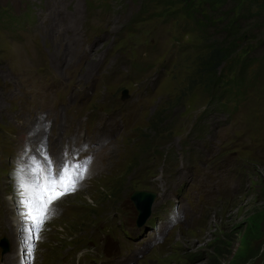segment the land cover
<instances>
[{
  "label": "rangeland",
  "instance_id": "1",
  "mask_svg": "<svg viewBox=\"0 0 264 264\" xmlns=\"http://www.w3.org/2000/svg\"><path fill=\"white\" fill-rule=\"evenodd\" d=\"M262 3L211 15L218 33L260 29L248 79L264 66ZM181 7L0 0V264H264V80L230 110L195 88L202 35ZM76 162V190L29 238L32 187ZM136 191L155 194L141 221Z\"/></svg>",
  "mask_w": 264,
  "mask_h": 264
},
{
  "label": "trees",
  "instance_id": "2",
  "mask_svg": "<svg viewBox=\"0 0 264 264\" xmlns=\"http://www.w3.org/2000/svg\"><path fill=\"white\" fill-rule=\"evenodd\" d=\"M156 1L158 4L166 2V0ZM177 1H182L181 14L189 21L193 30L202 35L200 36L202 44L199 46V53L191 63L194 67L192 77L195 80V88L200 89L211 101L219 102V104L226 101L223 105L225 110H230L229 105L236 108L245 100L248 92L253 86H256L259 79L264 80V66L259 69L262 74L259 75V78L248 79L249 69L253 64V59L256 58L254 56L256 54L252 53L260 47V41L255 40V46L252 45L249 50H247L248 46H245L246 44L249 45L251 40L258 39V36L261 35L260 29L256 30V34L251 35L250 33L254 30V23L234 27L236 21H233L231 23L226 22L218 33L217 23H214L211 15L219 11L221 4H226L230 0ZM232 1L234 4L240 2V0ZM145 11V9H141V13ZM256 11L257 15L264 12V3ZM244 12L242 18L248 19L250 16L249 9L245 8ZM230 14L225 15L228 20L231 18ZM250 17L255 18L254 16ZM208 30L212 31V34ZM244 46L247 49L244 50ZM261 60L262 57L258 59V63ZM225 64L226 67H224ZM224 70L233 74L232 80L224 77ZM225 85L228 89L224 90L222 88Z\"/></svg>",
  "mask_w": 264,
  "mask_h": 264
},
{
  "label": "snow or ice",
  "instance_id": "3",
  "mask_svg": "<svg viewBox=\"0 0 264 264\" xmlns=\"http://www.w3.org/2000/svg\"><path fill=\"white\" fill-rule=\"evenodd\" d=\"M63 168L64 166L61 165L60 169L57 171L59 179L54 178L48 180L43 185L36 183L30 191L28 199L32 208L28 213V218L32 222L33 229L30 231L29 238H38L37 233L42 229L43 224L48 218L50 205L69 194L70 190H76L75 181L69 180L67 184L62 183L64 176L61 175L60 172ZM14 175H16V173H14Z\"/></svg>",
  "mask_w": 264,
  "mask_h": 264
},
{
  "label": "water",
  "instance_id": "4",
  "mask_svg": "<svg viewBox=\"0 0 264 264\" xmlns=\"http://www.w3.org/2000/svg\"><path fill=\"white\" fill-rule=\"evenodd\" d=\"M155 199V194L148 191H136L131 195V201L138 213L139 221L145 220L150 214L151 205Z\"/></svg>",
  "mask_w": 264,
  "mask_h": 264
},
{
  "label": "bare ground",
  "instance_id": "5",
  "mask_svg": "<svg viewBox=\"0 0 264 264\" xmlns=\"http://www.w3.org/2000/svg\"><path fill=\"white\" fill-rule=\"evenodd\" d=\"M123 99H124V97H123ZM112 123H113V121H112ZM113 125H114V124H113ZM107 127H108V126H107ZM111 128H112V127H111ZM101 129H102V128H101ZM106 129H107V128H106ZM106 131H107V130H106ZM103 132H104V131H103ZM107 132H108V131H107ZM99 133H100V132H99ZM101 133H102V132H101ZM97 136H98V135H97ZM53 137L55 138V136H53ZM54 138H53V139H54ZM87 138H88V137H87ZM87 138H86V139H87ZM104 138H105V137H104ZM97 139H98V138H97ZM83 140H84V139H83ZM89 140H90V141H93L92 137L89 138ZM94 140H95V139H94ZM105 143H106V142H105ZM85 145H86V144H85ZM100 147H101V146H100ZM82 155H83V154H82ZM81 159H82V158H81ZM79 160H80V159H79ZM53 164H54V163H53ZM51 165H52V164H51ZM71 165H73V166H71V167H72V171H71V169H68V170L71 172L70 180L74 181V178H73V177H74V176H73V172L75 171L76 168H79V166H78V163H77V162H76V163H72ZM55 168H56V166H55ZM49 170H50V169H49ZM68 170H67V171H68ZM53 171H54V170H53ZM56 176H57V175H56ZM51 179H52V178H51ZM48 180H50V178H48ZM76 182H77V180H76ZM15 218H16L15 221H16V224H17V225H19L20 222L23 220L22 217H20V216H17V217L15 216ZM25 240H26V238H25ZM19 244H20L19 247H22L24 243L22 244V243L19 241ZM10 253H11V252H10ZM18 258H19V257H18ZM16 259H17V258H16ZM7 260H8V259H7ZM17 260H18V259H17ZM9 261H10V259H9ZM12 262H13V261H12ZM12 262H11V263H12ZM7 264H8V261H7ZM9 264H10V263H9Z\"/></svg>",
  "mask_w": 264,
  "mask_h": 264
}]
</instances>
